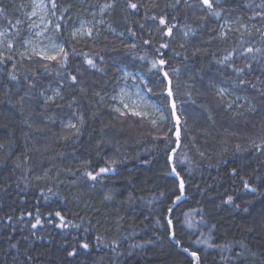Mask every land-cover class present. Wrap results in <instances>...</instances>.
I'll list each match as a JSON object with an SVG mask.
<instances>
[{
    "label": "trees",
    "instance_id": "obj_1",
    "mask_svg": "<svg viewBox=\"0 0 264 264\" xmlns=\"http://www.w3.org/2000/svg\"><path fill=\"white\" fill-rule=\"evenodd\" d=\"M46 2L52 23L63 29H54V34L69 53L64 68L20 55L22 6L30 0H0V30H7L14 44L11 50L6 42L0 47L12 57L0 64V264H194L192 252L199 257L195 264H264V151L253 146V141L264 139V100L233 83L238 78L256 82L261 74L260 63L250 60L243 48L264 49V19L255 15L264 12V0H213L219 16L198 0H190L194 8L179 7V15L165 7L170 0H157L158 8L151 7L152 0H132L142 6L139 14L127 8L126 0H57L55 15L50 0ZM104 3L114 4L104 13L110 27L93 21L92 14ZM166 13L169 25H180L171 37L163 34L166 28L158 19H148ZM81 19L93 29L92 35L74 39L73 29ZM17 20L22 21L18 34L12 27ZM225 22L228 37L220 39ZM185 25L193 29L188 36ZM132 44L137 47H128ZM162 44L168 47L161 49ZM196 48L201 52L194 56ZM228 52L233 55L227 64L243 67L251 62L252 69L239 76L227 64L217 63ZM85 53L101 70L83 62ZM161 58L168 61L163 67L181 121L179 147L167 82L158 68L151 69V62ZM122 68L140 73L151 88L149 97L167 117L159 129L113 111ZM9 72L16 81L9 80ZM77 72L79 82L73 85L65 73ZM215 86L248 96L258 110L248 111L246 102L230 103L217 95ZM57 90L63 99L45 103ZM80 115V134L66 139L69 130L63 123H78ZM165 134L168 139L156 138ZM173 147L179 177L170 174L167 160ZM112 160L117 161L113 170L95 181L84 175L108 167ZM181 179L184 195L176 200ZM245 180L257 188L255 193L244 189ZM228 196L233 203L224 202ZM56 211L71 222L67 228L57 227ZM37 215L41 224L33 229ZM169 219L175 239L169 235ZM81 242L89 248H81ZM73 248L76 254L69 257Z\"/></svg>",
    "mask_w": 264,
    "mask_h": 264
},
{
    "label": "snow or ice",
    "instance_id": "obj_2",
    "mask_svg": "<svg viewBox=\"0 0 264 264\" xmlns=\"http://www.w3.org/2000/svg\"><path fill=\"white\" fill-rule=\"evenodd\" d=\"M199 4L201 5V7H206L209 11L211 15L214 16H219L220 12L217 11L216 9L213 8V0H198ZM50 5H51V14L55 15V10L58 7L57 4V0H50ZM114 6V4L110 3V4H106L104 6V8H112ZM126 6L127 8L136 10L137 14H139V9L140 7H142L141 5H138L137 3L132 2V0H126ZM151 7L153 8H158L159 4L157 3V0H152L151 3ZM165 7L167 9H170L172 11H177V9L179 7H185V8H194L195 5L190 3V0H170L169 3H167L165 5ZM104 9L102 8L101 11H103ZM48 13H49V8L48 5H46L43 0H39V2L37 3L36 0H33V11L31 13H28V18L31 17H36L39 16V24L37 23H32L29 25L30 29H37L40 28V31H36L35 32V36L36 37H41L42 33L46 32L48 25L45 23V20L48 17ZM3 10H0V15H3ZM167 15L168 13H166L165 15H161L159 17L153 15L151 17H148V19L151 20H159V24L160 25H164L166 28V31L163 33L165 36L171 37L173 34V29L176 27H179L180 25L178 23H173L171 25H169L167 23ZM177 15H179V12L177 11ZM256 16L261 17L262 19H264V12H256L255 13ZM172 19L175 21L176 17L173 16ZM201 20H203V17H200ZM9 23L11 24V21H9ZM22 23V21L17 20L15 24H12V27L15 28L17 30V34L19 33V25ZM50 23V21H49ZM101 23H103V21H101ZM140 29L144 28V24H140L139 25ZM186 28V31L184 32L185 36H188L190 33L193 32V29L187 25L184 26ZM228 26L225 25L224 27L221 28V31L219 32V38L220 39H227L228 37V32L225 31L224 29L227 28ZM55 29L57 32H62V26L57 23L55 25ZM113 31H115V29H113ZM257 31H259V29H257ZM93 32V29L91 27H86L85 25H81V28L76 29L73 33H72V37L75 39L78 35L80 37H84V36H91ZM128 32L135 37L136 36V32L133 31V29L131 27L128 28ZM7 35L8 32L7 30H0V47H4L5 46V41H6V47L8 50H11L14 47L13 44V40L12 39H7ZM262 36H264V33H261ZM216 37H213L212 39H215ZM143 43L145 45H150V41L149 40H144ZM24 44L27 45H31L32 41L31 40H25ZM131 49H135L137 47L136 44H132L130 46ZM168 44H162L160 46V48H167ZM181 47H183V45H181ZM157 53L160 52V49L156 50ZM206 51V50H204ZM233 51H236V49H234ZM201 50L199 48H196L193 51V55L196 56L198 53H200ZM28 53V48H25V52H22L20 55L21 56H25ZM243 53H247L250 56V60L252 61H258L262 67V71L261 74L256 76V82H249L246 79L243 78H238L236 80L233 81V83L235 84V86L237 88H241V87H248L250 88L252 91H254L256 93L257 96L260 97L261 100H264V59H261V57H264V49H261L259 47H246L243 48ZM84 55V63L90 67V68H96L97 70H101L97 68V64L94 61V59H92L90 56H88V54H83ZM177 55H179V53H177ZM233 55V52H228L227 55H225L223 57V59H219L217 60V63L221 64V65H225L227 64L229 58ZM33 56L35 57H39L40 60L42 61H48V62H52L55 61L57 63V65L60 68H64L66 67L67 63H68V57H69V53L68 51H66L64 45L62 43H52L50 45H44L43 47H32L31 48V55H27L28 59H32ZM248 57H245V59H247ZM141 60L146 59V57L144 55L140 56ZM12 61V57L11 56H5V54L3 52H0V64L5 63V61ZM168 63L167 60L161 58L158 60H153L151 62V69H159L160 73L163 76V79L167 82V87L165 88V91L167 93V97L169 99V106L171 109V116L172 119L175 121L177 128L176 131L174 133V135L176 136V144L177 147H179L180 145V128L179 125L181 123L180 121V117L177 114V105H176V101L174 99V93H173V89L171 87L172 81L169 78V73L167 71H164V67L166 64ZM228 67H231L232 70L237 73L239 76H242L243 73L245 72L246 69L251 70L252 69V64L251 62L246 63L243 67H235L231 64H227ZM16 65L13 64V68H15ZM43 67L45 69H48L49 65L47 63L43 64ZM3 69L0 68V72H2ZM65 75L67 76V79L73 84L76 85L78 84V75H80V73L77 72V74H71V73H65ZM130 75V73H128L127 71L124 72V76L125 78H127ZM8 78L11 81H16L17 80V76L13 73V72H9L8 73ZM133 79H135V77H133ZM141 80L143 81V77H141ZM145 87H147V85H145ZM81 92H84L85 89L81 88L80 89ZM148 91H151V88H148ZM41 94L43 95V91L41 92ZM190 95V93H189ZM218 96L224 97L226 95H229L227 89L225 88H220L217 92ZM137 99L140 101L139 103L137 102V99H131V97L129 96L128 93H126L124 91V89H121V93L119 96V100L120 103L122 105L121 107H116L113 108V111L118 113L121 117H125V116H132V117H137L139 118L141 121H147L153 129H159L160 127H162L163 122L167 119L166 115L159 109H156L154 106L149 105L147 103V101L144 100V98L140 95L139 92L136 93ZM60 97L61 99H63V97L60 95V91L57 90L52 96H47L45 99V103H54L56 98ZM113 99H117V97H113ZM243 99L246 103H248L249 108L248 111L251 112H256L257 106L252 102L251 99H249L248 96H244V97H237V100ZM75 102V97H73L72 101L69 102L68 107L71 108L72 103ZM226 107L231 108L232 105L228 104L226 105ZM151 108L152 111L150 112L148 109ZM75 115V113H74ZM77 122H73L72 119H69L66 123H63V127L64 129H67L69 131H67L65 138L66 139H70L73 135H79L80 134V125H83L84 123V117L83 115H80L78 117H76ZM157 139H168L167 134H165L163 137H156ZM253 146L255 147L257 152H262L264 151V139H261L259 141V143H256L255 141H253ZM4 145L0 144V148H3ZM240 150L239 145H237V151ZM177 151L176 147L171 148L170 153L168 154L167 160L168 163L172 165L171 167V173L170 174H175L177 177H179V173L176 170L175 164L173 163V153H175ZM201 155H203V153H201ZM25 160H27V156L24 157ZM88 164L91 163V161L87 162ZM117 163V161L112 160L109 161V166L108 167H100L98 169V171H93V170H89L86 171L84 173V175L89 179V180H93L95 181L100 174L103 173H107L113 170L112 165H115ZM145 163H147V161H145ZM20 163L17 162L16 167H19ZM237 173V168L233 167L231 169V174L235 175ZM37 179H40V177H37ZM179 189H180V196H176L175 199L179 200L181 196L184 195V190H185V183L184 180L181 179L180 183H179ZM244 189L251 191L253 193H255L257 191V188L254 187L252 184H250L247 180L244 181ZM109 197H106V199ZM175 202V201H174ZM225 203H233V197L232 196H228L227 200L224 201ZM237 207H239V205H237ZM247 211V209H245ZM169 213H171L173 211V209L171 207H169L168 209ZM27 215H32L31 212L27 213ZM51 215V213L49 214ZM55 217L59 218L60 223L57 225V227L60 228H67L69 226V224L71 223L69 222H65V217L62 215V213L60 211H56L54 213ZM8 220H11L12 217L9 216L7 218ZM51 222V221H49ZM41 224V218L40 216H36L35 217V222L31 225V227L34 229L37 227V225ZM168 226L170 229L169 235L171 238L175 239V232L171 231V229L173 228V222L171 219L168 220ZM73 227H78V225H73ZM249 231H252L251 229H249ZM97 240L99 241V237H97ZM177 246H179L181 244L180 240H175ZM197 243H203V241H197ZM10 247L15 248L16 245L12 244L10 245ZM80 247L83 249H88L89 248V244L85 243V242H81L80 243ZM184 251H188V249H184ZM76 254V249L73 248L72 251H69L67 253V255L69 257H72ZM244 252H240L236 254V258L239 259V257L241 255H243ZM251 255H255V253H251ZM191 256L194 259V264L195 261L199 259L198 254L196 252H192ZM29 259H31V257H29Z\"/></svg>",
    "mask_w": 264,
    "mask_h": 264
},
{
    "label": "rangeland",
    "instance_id": "obj_3",
    "mask_svg": "<svg viewBox=\"0 0 264 264\" xmlns=\"http://www.w3.org/2000/svg\"><path fill=\"white\" fill-rule=\"evenodd\" d=\"M36 2L38 3L39 0H36ZM43 2L47 5L46 0H43ZM106 4H110V3L102 4L97 9V11L92 14L93 21L95 22V24L97 26L105 24L107 27H110L109 25H107L106 19L104 18V13L107 12L109 9V8H104V6ZM102 8L104 9L103 11H101ZM32 11H33V0H30V3L28 5L22 6V12H23V18H24V27H23L24 32H23V35L21 37V46H19L20 54L22 52H25L26 47L28 48L27 55H31V48L32 47L39 48V47H43L44 45H50L52 43H61L55 37V34H54L55 26L52 23V20H51L49 13H48L47 19L45 20V23L48 25L46 32L42 33L41 37L35 36V32L40 31L41 29L40 28L30 29V27H29L30 24H32V23L39 24V16L28 18L27 14L31 13ZM49 21H50V23H49ZM101 21H103V23H101ZM82 24L85 25L86 27H90L89 25H87V21L85 19H81L80 21H78V23L74 27L73 32L76 29L81 28ZM225 25L229 26L228 22H225L223 27ZM256 32H258V31H256ZM77 37L82 38L79 35ZM6 40H7V38H6ZM25 40H31L32 44L26 46L24 44ZM27 55H25V56L27 57ZM125 71L130 73V75L127 78H125V76H124ZM133 77H135V79H133ZM141 77L142 76L140 75V73H138L136 71L129 70L126 68H122L121 76L119 77L120 83L118 85V90L113 95V97H117V99L112 98V100L114 101V107L113 108H116V107L122 108V105H121L120 100H119V96L121 93V89H124V91L129 94L131 99H137L136 93L139 92L140 95L144 98L145 101H147V103L149 105L154 106L156 109H159L164 113L162 107L148 96V87H145L146 81L144 78L142 81ZM215 87L217 88V90H219L221 88L219 86H215ZM227 91H228L229 95H226V97H227L226 99L229 100L230 103H232L231 99H233V101H237V102L239 101V102L245 103V101L243 99L237 100V97H241V96L236 95L235 93L229 91L228 89H227ZM137 102L139 103L140 101L137 99ZM148 110L150 112L152 111L151 108H149ZM175 126H177V125H175Z\"/></svg>",
    "mask_w": 264,
    "mask_h": 264
},
{
    "label": "bare ground",
    "instance_id": "obj_4",
    "mask_svg": "<svg viewBox=\"0 0 264 264\" xmlns=\"http://www.w3.org/2000/svg\"><path fill=\"white\" fill-rule=\"evenodd\" d=\"M107 18V17H106ZM228 20V19H227ZM90 37V36H89ZM165 71V70H164ZM120 73V72H119ZM211 86V85H210ZM149 96V95H148ZM113 108V107H112ZM177 127V126H176ZM175 131H176V128H175ZM176 138V137H175ZM99 150V149H98ZM98 153V151H97ZM124 229V228H123ZM208 233V232H207ZM132 234V233H131ZM59 235V234H58ZM167 238V237H166ZM151 241V240H150ZM154 241V240H153ZM162 244V243H161ZM155 253V252H154ZM126 255V254H125ZM138 258V257H137ZM117 264V263H116Z\"/></svg>",
    "mask_w": 264,
    "mask_h": 264
},
{
    "label": "water",
    "instance_id": "obj_5",
    "mask_svg": "<svg viewBox=\"0 0 264 264\" xmlns=\"http://www.w3.org/2000/svg\"><path fill=\"white\" fill-rule=\"evenodd\" d=\"M167 94V93H166ZM177 128V127H176ZM174 137H176L175 135H174Z\"/></svg>",
    "mask_w": 264,
    "mask_h": 264
}]
</instances>
